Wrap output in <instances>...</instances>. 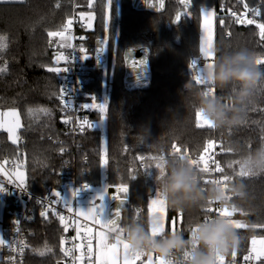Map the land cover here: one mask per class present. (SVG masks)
Instances as JSON below:
<instances>
[{
	"label": "trees",
	"instance_id": "trees-1",
	"mask_svg": "<svg viewBox=\"0 0 264 264\" xmlns=\"http://www.w3.org/2000/svg\"><path fill=\"white\" fill-rule=\"evenodd\" d=\"M90 2L76 0L77 7L73 0L0 3V37L4 38L0 39V68L5 69L0 71V111L15 110L20 119L16 142L9 141L6 132H0V160H12L16 166V158H25L27 188L36 194H44L51 187H62V172L68 167L90 187L101 180L105 134L107 186L128 188L126 194L120 193L125 201L118 222L122 229L132 219L150 223V200L154 192H160V179L165 175L154 178L159 175L155 168L158 159L152 158L164 157L165 173L166 162L177 155L197 160L194 167L198 168L202 165L199 158L205 143L214 137L222 138L224 152L220 161L227 184L230 187L234 182L243 183L248 193L244 200L233 198L227 208L235 211L231 220L244 225L236 228L242 242L234 250L235 257L242 261L253 239L264 236V173L250 174L245 160L264 144V81L256 86L246 105L244 124L221 129L197 127L196 121L210 124L197 114L200 93L205 94L212 87L228 103L235 86L220 89L212 81L207 85L197 84L189 64L201 54L202 6H213L221 23L215 29L213 63L218 55L240 48L250 50L256 58L264 57V41L257 27L236 25L229 16L220 15L228 9L239 13L248 10L251 17L264 23V0H193V22L183 18L179 25L173 24L181 8L178 0H113L111 21L106 0ZM75 10L94 16L93 28H88L86 38L90 55L87 62L93 68L88 72L90 82L85 89L92 97L85 102L91 103L92 98L102 101L106 82L103 64L98 66L96 62V47L102 39L108 41L105 132L100 127L89 128L83 124L78 135L66 133L61 105L56 98L62 82L61 72L48 71L61 68L60 63H55L56 53L51 49L53 38L48 33L60 29ZM129 49L143 50L146 55L147 67L138 73L127 71ZM260 67L264 68V64ZM100 115L96 109L85 114L89 120L100 119ZM141 156L145 157L144 161L138 159ZM1 202L4 207L0 223L6 243L18 204L10 195H0ZM207 205L208 202L178 210L166 202L167 226L161 234L172 231L171 219L182 212L181 231L187 237L193 231L192 226L203 221ZM64 230L60 220L53 217L46 220L40 213L36 214L29 227L30 247L25 263L62 264L64 248L60 234ZM139 254L142 253L136 255ZM0 264L7 262L0 260Z\"/></svg>",
	"mask_w": 264,
	"mask_h": 264
},
{
	"label": "built area",
	"instance_id": "built-area-1",
	"mask_svg": "<svg viewBox=\"0 0 264 264\" xmlns=\"http://www.w3.org/2000/svg\"><path fill=\"white\" fill-rule=\"evenodd\" d=\"M74 7H77L76 0H73ZM208 8V7H207ZM222 15H227L231 18L232 22L236 25H241L243 23L237 22L238 19H242L244 16H249V11L246 10L243 13H239L236 9H228L226 12L221 13ZM253 18V17H251ZM71 19L72 24L67 25V21ZM67 19L62 27L57 31H63V37L53 38L51 44V49L59 55L63 53L65 56L69 57L67 63L61 61V68H68L66 72L61 71V86L67 89L69 93V99L72 105L64 107L61 101L58 99L59 91L57 93V100L61 105L62 120L65 124V131L67 134L78 135L82 131L83 121L88 120L85 116L86 112L92 111L94 109H82L84 105H88V102H85V99L91 98L92 95L89 94L85 87L90 82L88 72L93 68V65L87 62L86 58H83L80 51L81 48L86 49V38L88 33L87 21L84 19L81 13L75 10L74 14ZM62 39H68L66 42H60ZM72 57V59H71ZM193 60V59H192ZM191 60V61H192ZM197 69H190V73L195 75L198 69H202L203 73L208 65V63L213 62L214 60L206 59L202 54L197 58ZM212 87H208L205 90V95L212 94L217 95L216 91ZM107 99H105L106 102ZM199 117L211 122L204 117L201 110L197 113ZM67 121V123L65 122ZM212 125V124H211ZM214 127V126H213ZM213 141L212 146H208V142ZM224 141L222 138L209 139L205 145L204 149L200 155L204 157L202 165L197 169L202 175V181L204 180H219V183H208L205 184V188L209 185H216L221 187L226 194L227 200L231 201L234 197L229 191L230 187L228 186L225 175L223 172L215 171L216 164H219L220 167L224 170L223 164L220 161V157L224 152ZM207 147V152L205 148ZM190 161V158L188 159ZM7 166L3 164L4 175L0 178V182L8 184L9 178L15 179L12 174L11 169L15 167V163L10 160L7 162ZM207 165L209 167V172L204 173L200 170L201 167ZM63 186L62 187H51L44 194H36L30 191L28 188L26 190L16 189L13 185L8 184L9 190L3 193H0L1 196L10 195L18 199V207L14 211V217L12 222V227L10 231V236L7 242L3 245H0V260H4L7 264H26V253L30 247V237H29V227L36 217V214H41V212L47 210L46 216H43L46 220L50 218H55L60 220L65 225V230L60 234V240L63 241L64 248V257L61 261L62 264H94L95 256L91 246V252L88 251V243L91 241V244L94 242V235L97 230L104 231L108 236L123 241L127 244L126 254L129 257L135 256L138 252L133 253L130 250V245L124 239L123 229L122 232L119 231L120 228L117 227L116 230H111L108 226L103 225L99 227L94 222L82 217L78 214V201H87L91 200V193L89 191L88 184L79 180L76 174L71 171L68 167L63 170ZM87 185V187H84ZM57 192L62 198L69 201L68 207H71V211L68 210V207L65 206L64 200H59L58 202L53 203L52 201L57 200L58 198L52 197L51 194ZM76 192V195L73 197L72 193ZM43 202L41 203V199ZM211 202V201H209ZM206 208L212 207L214 209L229 207L230 203L223 204H209ZM51 207V210L49 209ZM63 217L61 220L60 217ZM218 214L216 212L208 213L203 220H207L209 217H216ZM222 217V216H220ZM20 221L19 225H14V222ZM183 223V217L177 222V232L181 231ZM18 229V231H17ZM68 251L69 254L66 255L65 252ZM145 254V253H142ZM148 258H152V264H158L157 258L160 261L165 262L166 260L160 256L152 255L151 253H146ZM190 251L185 250L183 253L184 264H187L189 259ZM218 258H223V261H217V264H258L257 252L250 248L246 252V256L242 261H239L236 257L231 255L220 256ZM169 264H173V261H167Z\"/></svg>",
	"mask_w": 264,
	"mask_h": 264
},
{
	"label": "clouds",
	"instance_id": "clouds-1",
	"mask_svg": "<svg viewBox=\"0 0 264 264\" xmlns=\"http://www.w3.org/2000/svg\"><path fill=\"white\" fill-rule=\"evenodd\" d=\"M212 83L220 89L234 85L232 95L225 98L200 93L197 107L216 129L242 125L246 122V105L256 86L264 81V68L256 62V56L246 48L228 51L217 56L213 67L207 69ZM188 157L177 155L166 162L167 171L160 179L159 190L174 209L183 210L211 201L216 204L232 203L225 191L216 185L205 188L201 173L188 163ZM250 174L264 173V144L245 157ZM229 191L238 200L248 193L243 183H233ZM124 239L130 250L151 253L173 264H184L183 253L190 251L187 264H217L218 257L227 256L239 248L242 237L225 217H209L192 226L187 237L180 232L168 231L159 236L151 234V224L132 219L122 225Z\"/></svg>",
	"mask_w": 264,
	"mask_h": 264
},
{
	"label": "snow or ice",
	"instance_id": "snow-or-ice-1",
	"mask_svg": "<svg viewBox=\"0 0 264 264\" xmlns=\"http://www.w3.org/2000/svg\"><path fill=\"white\" fill-rule=\"evenodd\" d=\"M9 2H17V0H0V3H9ZM20 2H22V0H20ZM183 3H189L190 0H182ZM106 9L108 10V20L111 21L114 15V8H113V0H106ZM205 17H207L208 15H214V13H210L205 11L204 12ZM256 15H259V12H256ZM180 20V16L177 15L176 16V21L179 22ZM237 22L239 23H244L245 21L243 19H238ZM248 24H253L255 23L254 20L252 19H248L246 21ZM72 24V20L69 19L67 21V25L70 26ZM257 27L260 30V39L262 41H264V23L262 24H258ZM48 36L50 38H56V37H63L64 36V32L63 31H51L48 33ZM0 39H4L3 37H0ZM108 43L107 39H102L100 41V47L97 49V52H102L104 50V46H106ZM80 51L82 53H84V55H82L83 58H86L88 56L87 54V50L84 48H81ZM200 53L206 58V59H211L214 57V52L212 50V46L211 44L206 40L203 39L201 42V46H200ZM72 59V57H71ZM69 60L68 56H65L63 53H60L59 55L55 56V63L59 64L61 61L67 63ZM256 62L258 65H262L264 64V59H256ZM131 64L132 67L134 68H141L143 65L146 64V60L143 58H135V59H131ZM213 63H208L209 66H211ZM189 68L190 69H197V60L193 59L191 61V63L189 64ZM5 69L0 68V71H4ZM68 70V68H49L48 71H55V72H66ZM195 83L197 84H201V85H207V80L204 79V75H203V70L202 69H198L197 73L194 75L193 77ZM214 91V89H213ZM58 99L61 101L62 105L64 107H68L71 104L70 99H69V93L67 91V89H65L64 87L60 86V90H59V96ZM82 109H96L99 111L100 115V119L97 122L94 123H89L87 120L83 121V124L86 125L89 128H94L97 124H99L101 121L106 119V113H107V109H108V105L106 102H97V100L95 98H92L91 103H89L88 105H84L81 107ZM196 118V115H195ZM67 123V121H65ZM196 126L197 127H203V126H207L209 128H212V125H204L201 124L199 122L196 121ZM214 144L213 141H209L208 142V146H212ZM177 149L174 146V151H176ZM63 151V150H61ZM205 152H207V147L205 148ZM139 160L144 161L145 157L141 156L138 157ZM152 159H158V162L155 164V168L159 170V175L155 176V179H158L159 176H163L165 174V163H164V157L160 156L158 158H152ZM200 160H203L204 157L201 156L199 158ZM190 163L193 164V166H196L198 161L197 160H193L190 159ZM101 164L102 165H106L107 164V159L105 158V156L101 157ZM145 167L147 168V165H145ZM201 171H203L204 173L209 172V167L207 165L203 166L200 168ZM215 171L217 172H223V169L220 167L219 164H216L215 167ZM149 174V172L147 173ZM135 178V177H133ZM205 184L208 183H219V180H204L203 181ZM227 181H224V183H226ZM8 184L13 185V187H15L16 189H23L26 190L27 189V182L24 178L20 177L19 175H17L16 179L13 178H9L8 180ZM8 184H5L3 182H0V193L6 192L9 190ZM84 187H87V185H85ZM105 191H107V189H105ZM128 188L126 185H120L118 187H116V194L113 195V198L117 201H119L120 205L124 204V199H122L119 195V193H127ZM73 197L76 195V192L72 193ZM52 197L58 198L57 200L52 201L53 203L58 202L59 200H64L65 206L68 207L69 205V201L65 200L64 198H62L60 196L59 193L57 192H53L51 194ZM154 198L150 200V204H149V210H151L152 205H155L157 203H159L160 205H165L166 201L163 202V204H161V202L164 200L162 194L160 192H154L153 193ZM103 197H98L97 200L95 202H93L91 204L90 207H88V209L86 210V212H82L81 214H86L88 216H91V218L99 223H102L103 225L108 226L111 230H116L117 229V224L119 221V217H120V207H118L115 211H114V218L113 217V212H105L104 206L101 203ZM97 201H99V203H97ZM43 202V198L41 199V203ZM209 204H213L212 202H209ZM51 210V207L49 206V209ZM68 210L71 211V207H68ZM208 213H212V212H216L218 214V216H232L233 213L235 212L234 210L229 211V209H225V208H219V209H214L212 207H208L205 209ZM47 214V210L41 212L42 216H46ZM182 217V212H178L177 216L175 218H172L170 221V228L173 232H175V225L176 223L180 220V218ZM61 220H63V217H60ZM99 218V219H97ZM20 221H16L14 222V225H19ZM233 226L235 228H241L244 227V225L239 222V221H232ZM18 231V229H17ZM120 232H122V229H119ZM164 231H165V226H164ZM63 243V241H62ZM100 243L104 246V247H109V245H107V243L105 242L104 237L100 238ZM253 243H255V241H253ZM5 244V240L4 238H2V236H0V245ZM122 244L124 250L126 245L120 241H116V244L111 245V248L115 249L117 247V245ZM88 251L91 252V241H89L88 243ZM43 254V253H41ZM66 255L69 254L68 251L65 252ZM143 254H139L137 255V257L141 256ZM232 256L235 257V251H233ZM219 261H223V258H218ZM158 264H169V262L165 261L162 262L159 260V258H157ZM125 264H129V262H125ZM148 264H152V258H149Z\"/></svg>",
	"mask_w": 264,
	"mask_h": 264
},
{
	"label": "rangeland",
	"instance_id": "rangeland-1",
	"mask_svg": "<svg viewBox=\"0 0 264 264\" xmlns=\"http://www.w3.org/2000/svg\"><path fill=\"white\" fill-rule=\"evenodd\" d=\"M92 3V0H90ZM162 0H160L161 2ZM208 7V8H207ZM202 23H201V33H200V46H201V42L203 39H206L212 46V50L213 52H215V29L216 26H219L221 23L217 21V16L218 13L216 12V9L213 6H202ZM108 11V10H107ZM210 12V13H214V15H208L207 17H205L204 12ZM108 15V12H107ZM82 16L86 19L87 21V25L89 27V29L93 28V20H94V16L92 13H87V14H83ZM66 41V39H62L60 42H64ZM68 41V39H67ZM103 52L107 53L106 50V46H104V50ZM90 55L88 54V56L86 57V59H89ZM211 60H214V57L211 58ZM213 63V62H210ZM108 60L103 64L102 69H103V73H104V79L106 82L105 85V89L103 92L102 97V101L101 102H105V99H107V85L109 83V79H108ZM114 66V58H112L111 60V68H113ZM213 67V64L211 66L207 65L203 75H204V79L207 80V83L211 82V78L210 76L207 74V69H210ZM134 72V71H133ZM89 123H94L99 121V119L97 120H87ZM207 123H209L208 121H205ZM95 127H100L103 132H105L106 130V119L101 121L99 124H97ZM102 156H105L106 158V136L105 134H103V140H102ZM16 163L17 165L11 169L12 174L14 175L15 179L17 178V175H19L20 177L24 178L26 180V182H28V177H27V169H26V160L25 158L19 157L16 158ZM3 164L7 166V161L3 160ZM2 170V168H1ZM107 179H106V165H102V174H101V180L99 183L91 185L89 187L90 193H91V200H87V201H82L79 200L77 205H78V214H80L82 217H85L86 219L93 221L95 224H97L99 227H103L102 223L96 222L94 221L91 216H88L86 214H81L82 212H86V210L88 209V207L91 206V204L93 202H95L97 200L98 197H103L101 203L104 206L105 212L108 213V207L111 203V198L108 195V191H105V189H107ZM164 201L161 202V204H163ZM97 203H99V201H97ZM3 207H4V203L1 202L0 204V218L2 217V212H3ZM230 211V210H229ZM156 214V216L158 214H160L161 216L164 214L165 216V205H160L159 203L152 205L151 208V217ZM225 218H228V222L232 223L233 220H231L230 216H223ZM99 219V218H97ZM163 220V219H162ZM160 225L162 226V223L160 221ZM157 226V225H156ZM117 227L119 228V225L117 224ZM96 242L92 243V250H94V252L97 253V260H96V264H125V262H129V264H147V261H142L140 260L139 257H137V255L133 256V257H129L126 254V248H127V244L124 243L123 241H120L118 239H114L110 236H108L106 233L104 234L101 230H97V234H96ZM0 236H2V238L5 239L4 236V230H3V226L0 223ZM104 237L105 242L107 243V245H109V247H104L101 243H100V238ZM116 241H120L122 243H124L126 245L125 250L122 246V244L117 245V247L115 249L111 248V245L116 244Z\"/></svg>",
	"mask_w": 264,
	"mask_h": 264
},
{
	"label": "crops",
	"instance_id": "crops-1",
	"mask_svg": "<svg viewBox=\"0 0 264 264\" xmlns=\"http://www.w3.org/2000/svg\"><path fill=\"white\" fill-rule=\"evenodd\" d=\"M24 1L25 0H22V2H24ZM17 2H20V0H17ZM17 2H9V3H17ZM19 128H20V119H19L18 113L15 110L4 111V112L0 111V132H3V131L6 132L8 135L9 141L16 142L17 131ZM1 168H2V170H1ZM3 175H4L3 162L0 160V178H2ZM160 221L162 223V226L160 225ZM150 224H151V233L153 235H159V234L163 233L164 232V226H165V229L167 226V212H166V210H165V216H164V214L162 216L160 214H158L157 216H156V214H154L152 217H150ZM177 225L178 224L176 223L175 232H177ZM102 232L104 233V231H102ZM96 234H97V231L95 232V235H94L95 239H94L93 243L96 242L95 241L96 236H97ZM253 241H255V243H253ZM253 241H252L250 248L254 249L257 252L258 263L264 264V236L260 237V238H255V239H253ZM93 253L95 256L94 264H96L97 253L94 252V250H93ZM139 258L140 259L143 258V261H147V260L149 261L148 257L146 259H144V254L139 256Z\"/></svg>",
	"mask_w": 264,
	"mask_h": 264
},
{
	"label": "water",
	"instance_id": "water-1",
	"mask_svg": "<svg viewBox=\"0 0 264 264\" xmlns=\"http://www.w3.org/2000/svg\"><path fill=\"white\" fill-rule=\"evenodd\" d=\"M179 4L181 5V8L177 11L176 15H175V18H174V22L173 24L174 25H179L182 21L183 18H188L190 20V22H193V14H192V11L194 9V5H193V0H190L189 3H183L182 0H178ZM223 2H225V0H223ZM179 15L180 16V20L179 22L176 21V16ZM245 22L243 23L244 25H253L255 27H257L258 24H262V22H260L259 20L257 19H254V18H251L249 16H244L242 18ZM248 19H252L255 21V23L253 24H248L246 21ZM258 29V35L260 37V30L259 28L257 27ZM100 47V45H97L96 47V62H97V65L98 66H101L102 64H104L106 61H107V53L105 52H97V49ZM135 58H143L146 60V55L144 53L143 50H132V49H129L126 51V59H127V64H128V68H127V71L130 72V71H134L135 73H138L140 72L142 69H145L147 67V65H143L141 68H134L132 67V64H131V59H135ZM259 59H264V57H258ZM257 59V58H256ZM260 66V65H259ZM108 191V195L109 197L112 199L109 207H108V212H113V217L114 218V211L120 207V213L123 209V205H120L119 201L115 200L113 198V195L116 194V187H108L107 189ZM120 195V193H119ZM18 199H16V203H18ZM119 220H120V217H119ZM119 222V221H118Z\"/></svg>",
	"mask_w": 264,
	"mask_h": 264
}]
</instances>
